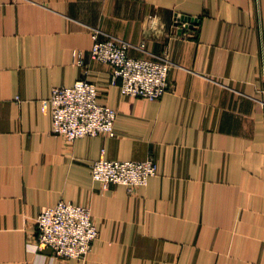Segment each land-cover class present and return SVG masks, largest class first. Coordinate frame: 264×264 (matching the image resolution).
Segmentation results:
<instances>
[{"label": "crops", "instance_id": "0c3cea01", "mask_svg": "<svg viewBox=\"0 0 264 264\" xmlns=\"http://www.w3.org/2000/svg\"><path fill=\"white\" fill-rule=\"evenodd\" d=\"M93 30L133 58H169L164 96L111 85ZM82 78L117 110L114 137L51 133L44 102ZM262 90L264 0H0V264H264ZM151 155L146 186L92 178L102 157ZM61 201L91 209L99 237L85 258L28 248Z\"/></svg>", "mask_w": 264, "mask_h": 264}, {"label": "built area", "instance_id": "2783aa9c", "mask_svg": "<svg viewBox=\"0 0 264 264\" xmlns=\"http://www.w3.org/2000/svg\"><path fill=\"white\" fill-rule=\"evenodd\" d=\"M180 19L176 17V22H180ZM92 39L90 57L112 66L110 83L123 96L156 101L169 90L172 67L169 58H133L129 55L130 43L111 36L103 37L99 30L92 31ZM75 57L77 65L84 67L81 54L77 53ZM42 109L52 116L51 133L65 138L69 143L86 137L115 136L118 112L99 103L97 85L86 78L72 87L52 88ZM157 172L158 165L152 155L142 161L102 157L91 165L92 178L102 183L104 188L111 184L129 188L146 186ZM36 224L38 235L34 243L28 244V248L34 253L51 250L53 258H85L99 237L91 209L64 201L45 208L36 218Z\"/></svg>", "mask_w": 264, "mask_h": 264}, {"label": "water", "instance_id": "95a60500", "mask_svg": "<svg viewBox=\"0 0 264 264\" xmlns=\"http://www.w3.org/2000/svg\"><path fill=\"white\" fill-rule=\"evenodd\" d=\"M182 21L185 23L187 22L188 24L197 22V20H195L194 18H189V17H184Z\"/></svg>", "mask_w": 264, "mask_h": 264}]
</instances>
